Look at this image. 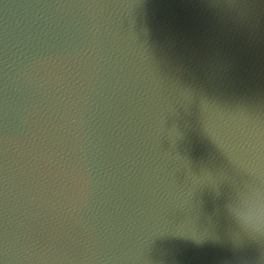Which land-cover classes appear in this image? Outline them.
<instances>
[{
  "label": "water",
  "instance_id": "1",
  "mask_svg": "<svg viewBox=\"0 0 264 264\" xmlns=\"http://www.w3.org/2000/svg\"><path fill=\"white\" fill-rule=\"evenodd\" d=\"M0 264H264V0H0Z\"/></svg>",
  "mask_w": 264,
  "mask_h": 264
}]
</instances>
